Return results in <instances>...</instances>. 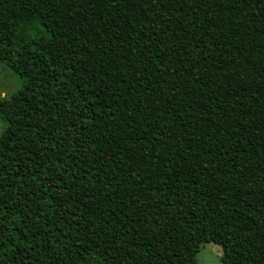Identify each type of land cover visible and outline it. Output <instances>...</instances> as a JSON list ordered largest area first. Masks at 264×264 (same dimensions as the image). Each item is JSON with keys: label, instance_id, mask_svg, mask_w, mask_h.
Instances as JSON below:
<instances>
[{"label": "trees", "instance_id": "1", "mask_svg": "<svg viewBox=\"0 0 264 264\" xmlns=\"http://www.w3.org/2000/svg\"><path fill=\"white\" fill-rule=\"evenodd\" d=\"M0 61V264H264V0H0Z\"/></svg>", "mask_w": 264, "mask_h": 264}, {"label": "rangeland", "instance_id": "2", "mask_svg": "<svg viewBox=\"0 0 264 264\" xmlns=\"http://www.w3.org/2000/svg\"><path fill=\"white\" fill-rule=\"evenodd\" d=\"M24 33L29 41L46 36L41 23L34 21L24 28ZM21 81L17 74L7 65L0 61V95L9 100L21 88ZM7 126V120L0 115V137ZM198 264H224L222 261V249L214 243H205L201 246L197 255Z\"/></svg>", "mask_w": 264, "mask_h": 264}]
</instances>
